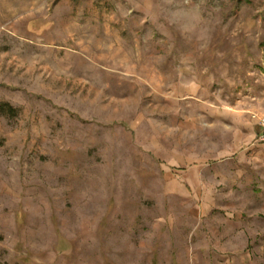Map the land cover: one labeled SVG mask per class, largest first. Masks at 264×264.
<instances>
[{
    "label": "rangeland",
    "instance_id": "1",
    "mask_svg": "<svg viewBox=\"0 0 264 264\" xmlns=\"http://www.w3.org/2000/svg\"><path fill=\"white\" fill-rule=\"evenodd\" d=\"M0 264H264V0H0Z\"/></svg>",
    "mask_w": 264,
    "mask_h": 264
},
{
    "label": "built area",
    "instance_id": "2",
    "mask_svg": "<svg viewBox=\"0 0 264 264\" xmlns=\"http://www.w3.org/2000/svg\"><path fill=\"white\" fill-rule=\"evenodd\" d=\"M259 126L261 128L259 139L262 143H264V117H259Z\"/></svg>",
    "mask_w": 264,
    "mask_h": 264
},
{
    "label": "trees",
    "instance_id": "3",
    "mask_svg": "<svg viewBox=\"0 0 264 264\" xmlns=\"http://www.w3.org/2000/svg\"><path fill=\"white\" fill-rule=\"evenodd\" d=\"M5 106L9 107V105H0V114L4 113V112H7L5 110Z\"/></svg>",
    "mask_w": 264,
    "mask_h": 264
},
{
    "label": "crops",
    "instance_id": "4",
    "mask_svg": "<svg viewBox=\"0 0 264 264\" xmlns=\"http://www.w3.org/2000/svg\"><path fill=\"white\" fill-rule=\"evenodd\" d=\"M258 128H259V131H258V141H259L260 143H262V142L260 141V139H259V135H260V133H261V128H260L259 124H258ZM262 144H264V143H262Z\"/></svg>",
    "mask_w": 264,
    "mask_h": 264
}]
</instances>
